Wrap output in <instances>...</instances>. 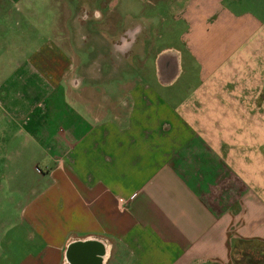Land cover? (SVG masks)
I'll list each match as a JSON object with an SVG mask.
<instances>
[{"label": "crops", "instance_id": "0c3cea01", "mask_svg": "<svg viewBox=\"0 0 264 264\" xmlns=\"http://www.w3.org/2000/svg\"><path fill=\"white\" fill-rule=\"evenodd\" d=\"M84 1L0 59V264H264V0Z\"/></svg>", "mask_w": 264, "mask_h": 264}, {"label": "rangeland", "instance_id": "374dc122", "mask_svg": "<svg viewBox=\"0 0 264 264\" xmlns=\"http://www.w3.org/2000/svg\"><path fill=\"white\" fill-rule=\"evenodd\" d=\"M103 1L104 5L109 0ZM131 1L134 0H128L127 2L130 3ZM82 2L85 3L86 1L71 0V2H69L68 0H0V47L8 46L11 48V51L12 49L14 51L12 54H0V59H5V57H11L14 60L20 59L21 57L18 55L19 51H17L19 47L27 46L28 48H31L38 42V39L39 42H41L49 36H52L54 30L55 33L60 34L58 27L65 25L63 20L67 17H71L70 14L73 13L78 19V23L84 22L80 26V32L82 33L81 38L82 41H84V38L87 37V33L85 31L86 28L84 25L86 19L88 17L94 18L95 15L99 14L98 11L103 12V8L99 5H95L96 7L94 6L91 9L85 5L83 6V4H81ZM69 3H71L70 7L67 5ZM75 3L76 6H74ZM60 4L61 10L58 13L57 6ZM130 4V6L122 8L121 12L119 11L122 16L130 14L132 17H149L148 15L152 12L149 10L147 4H140L138 2ZM164 25H166V23ZM164 25L162 23H157L156 27L160 32H165V29L163 28ZM67 31L68 30L66 29L65 33ZM86 57L88 56L86 55ZM79 63L80 61L78 64ZM95 105L97 106L96 103ZM2 206H4V204ZM2 221H9V214H0V222Z\"/></svg>", "mask_w": 264, "mask_h": 264}, {"label": "water", "instance_id": "95a60500", "mask_svg": "<svg viewBox=\"0 0 264 264\" xmlns=\"http://www.w3.org/2000/svg\"><path fill=\"white\" fill-rule=\"evenodd\" d=\"M84 252H83V250L82 249H80V248H78V249H76L75 251H74V254H75V256L78 258V259H80L81 257H82V254H83ZM81 260V259H80Z\"/></svg>", "mask_w": 264, "mask_h": 264}, {"label": "built area", "instance_id": "2783aa9c", "mask_svg": "<svg viewBox=\"0 0 264 264\" xmlns=\"http://www.w3.org/2000/svg\"><path fill=\"white\" fill-rule=\"evenodd\" d=\"M119 200H121V199H119Z\"/></svg>", "mask_w": 264, "mask_h": 264}]
</instances>
